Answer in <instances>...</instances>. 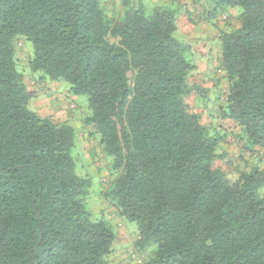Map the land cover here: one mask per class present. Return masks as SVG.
Listing matches in <instances>:
<instances>
[{
    "label": "trees",
    "instance_id": "trees-1",
    "mask_svg": "<svg viewBox=\"0 0 264 264\" xmlns=\"http://www.w3.org/2000/svg\"><path fill=\"white\" fill-rule=\"evenodd\" d=\"M200 1L213 17L241 9L239 27L220 36L219 112L247 148H264V0ZM104 3L0 0V264H110L118 238L87 208L92 180L76 173L74 126L29 108L20 36L33 44L31 71L88 98L85 124L112 157L105 194L136 222L147 264H264V167L231 182L217 166L226 135L190 103L210 90L191 81L198 66L175 36L176 10L148 13L136 0L110 16Z\"/></svg>",
    "mask_w": 264,
    "mask_h": 264
},
{
    "label": "rangeland",
    "instance_id": "rangeland-1",
    "mask_svg": "<svg viewBox=\"0 0 264 264\" xmlns=\"http://www.w3.org/2000/svg\"><path fill=\"white\" fill-rule=\"evenodd\" d=\"M135 1L105 0L104 4L110 16H120L126 8L124 2L133 4ZM142 1L148 13L156 6L169 7L177 12L178 31L175 36L179 40L190 41L193 50L188 54V58L198 66L191 81L210 90L208 98L193 94L190 103L193 109L201 114L204 124L213 129L219 128L221 134L226 135L219 147L222 157L218 159L217 166L226 172L231 182L237 181L242 171H249L256 164L264 167V148L254 150L247 148L242 129L232 121L223 119L219 112V102L227 88L226 79L219 68L220 36L223 32L239 27L236 12L230 10L216 17L209 16L208 5L200 0ZM234 9L237 12L241 10L239 7ZM15 51L18 69L23 73L33 93L29 108L42 117H50L58 123L67 122L75 128L76 141L72 149L75 170L78 175L92 180L86 194L87 208L97 216H104L118 237L114 250L120 253L116 254L113 251L105 255L104 259L110 264H120L119 255H123L129 261L126 264H147L150 261L148 252L133 245L138 231L136 222L117 215V209L105 194L115 177L111 169L112 157L103 152L100 134L96 128L85 124V118L91 115L88 98L73 94L69 82L43 79L42 72L31 71L29 59L34 55V48L26 37L20 36L16 39ZM132 76L133 74L129 72V77ZM261 191L264 192V188ZM123 233L127 235L126 238ZM129 233L131 235L127 239ZM131 248L136 250V258L131 257L129 253ZM152 249L155 247L152 246Z\"/></svg>",
    "mask_w": 264,
    "mask_h": 264
},
{
    "label": "crops",
    "instance_id": "crops-1",
    "mask_svg": "<svg viewBox=\"0 0 264 264\" xmlns=\"http://www.w3.org/2000/svg\"><path fill=\"white\" fill-rule=\"evenodd\" d=\"M230 10H234L235 12H236V16H238V12L234 9V8H231ZM229 10V11H230ZM238 18V17H237ZM240 24V23H239ZM25 82H26V84H27V86H28V83H27V81H26V79H25ZM28 89H29V91H31L32 92V90H31V88L28 86ZM130 235H131V233H129V237L127 238V239H129L130 238ZM123 236L126 238V234H124L123 233ZM120 238H122V235H120ZM121 242V241H120ZM114 253H116V254H118V253H120L119 251L117 252V251H115L114 250ZM120 256V260H119V263L120 264H126L127 262H129L128 260H127V258H124L123 257V255H119ZM128 257V256H127ZM129 258V257H128ZM130 259V258H129ZM133 261V260H132ZM134 262V261H133Z\"/></svg>",
    "mask_w": 264,
    "mask_h": 264
},
{
    "label": "built area",
    "instance_id": "built-area-1",
    "mask_svg": "<svg viewBox=\"0 0 264 264\" xmlns=\"http://www.w3.org/2000/svg\"><path fill=\"white\" fill-rule=\"evenodd\" d=\"M129 253H130L131 257H133V258L137 257V254L135 253V251L133 249L130 250Z\"/></svg>",
    "mask_w": 264,
    "mask_h": 264
}]
</instances>
